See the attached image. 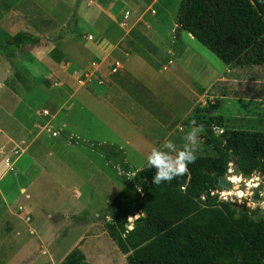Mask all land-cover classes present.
<instances>
[{"label":"crops","instance_id":"1","mask_svg":"<svg viewBox=\"0 0 264 264\" xmlns=\"http://www.w3.org/2000/svg\"><path fill=\"white\" fill-rule=\"evenodd\" d=\"M124 1L0 0V44L17 31L39 37L33 45H7L10 56L0 47V162L4 166L0 167V181L12 171L0 186V210L22 204L33 212L36 203L29 201L30 188L41 190L48 182L60 195H73L81 211L51 212L64 217L66 224L71 217L86 219L71 220V229L78 227L79 231L62 256L81 246L79 235L96 222L123 183L116 173L118 165L104 150L111 154L110 146L120 149V159L127 166L125 149L147 161L154 147L162 145L160 149L168 151L163 148L166 140L178 148L183 139L180 129L201 99L200 93L214 95L209 87L216 76L202 85L177 64L180 57H187L185 52L181 55L179 44L172 68H168L172 61L160 58L159 43L169 50L174 18L158 30L144 19L147 7L156 0L141 13L138 4L131 0L129 6ZM72 14L75 20L70 18ZM135 26H143L154 47L150 58L121 46ZM91 58L96 64L84 70ZM168 74H175L176 80H181L180 75L189 78L186 87L191 97L186 107L180 106ZM79 78H83L81 83ZM100 145L105 146L101 151ZM109 163L113 175L105 169ZM127 167L133 172L139 168ZM12 188L16 195H23L19 202L9 199Z\"/></svg>","mask_w":264,"mask_h":264},{"label":"trees","instance_id":"2","mask_svg":"<svg viewBox=\"0 0 264 264\" xmlns=\"http://www.w3.org/2000/svg\"><path fill=\"white\" fill-rule=\"evenodd\" d=\"M174 23L224 64L249 49L264 64V0H180ZM38 41L31 33L17 31L0 47L8 50L9 44L19 48ZM216 84L220 80L209 90ZM185 121L202 126L203 141L195 149V162L187 165L188 173L171 182L154 185V168L147 163L133 172L120 159V149L109 147L111 159L126 168L120 170L133 174L123 178L104 210L108 237L127 264H264V215L232 216L227 208L205 207L195 198L216 188L213 182L224 174L229 157L236 158L243 177L256 169L264 174V130L233 128L221 115L197 109ZM220 122L222 134L211 128ZM128 216L134 217L130 229L125 227ZM58 264L89 262L73 247Z\"/></svg>","mask_w":264,"mask_h":264},{"label":"rangeland","instance_id":"3","mask_svg":"<svg viewBox=\"0 0 264 264\" xmlns=\"http://www.w3.org/2000/svg\"><path fill=\"white\" fill-rule=\"evenodd\" d=\"M125 1L126 4L131 5V0ZM151 1L132 0V3L134 5L135 3L138 4L136 6L137 11L141 13L145 11V6ZM179 1L156 0L152 3V7H147L148 10L144 15V19L153 28L161 30L163 26H168L173 20ZM150 10H154L155 13H150ZM70 18L75 20L76 15L72 14ZM173 35L172 29L170 40H168V51H166L164 43H159L162 50L160 58L163 61L166 60L167 63L172 61L168 68H172L174 63H177L174 62V60L176 61L174 53L176 51L175 47L179 44L181 46L179 51H183L181 55L186 53L187 57L181 58L179 56L180 59L177 64L181 65L185 72L191 73V75L188 74L190 78H195L202 85L208 84L214 76H216L215 81L220 80V84H216L211 89V93L214 95L210 96L208 92L200 93L201 99L193 109H197L204 114L206 112L210 115L219 114L225 120L226 125L233 128L264 130V64L255 60L253 49L243 52L234 62L226 64L225 68V64L217 56L185 30L180 29L177 38H174ZM130 37L123 41L125 45L121 44L122 47H126V50L133 49V51L143 54L146 58H150V55L155 53L154 47L144 34L143 26H135ZM165 43L167 44V41ZM94 63L96 64L95 59L91 58L88 67L84 70L93 69ZM180 77L181 80H176L175 74H168V80L173 91L178 92L180 106L186 107L188 99L191 97L186 87L189 78L185 76L183 79L182 75ZM194 88L197 90L198 86L194 85ZM193 127L197 126L185 123L180 129L183 139L177 148L178 150L182 149L185 143H188L184 137ZM1 137L2 134H0ZM202 141L203 135L200 131L197 134V146L201 145ZM157 148H162V145ZM124 153V159L128 162V165L140 167L148 163L145 160L141 161L133 151L125 149ZM170 154L175 155V153ZM112 163L117 165L114 160ZM110 165L113 167L109 163V166L105 165V169L113 175ZM0 167H4L2 162H0ZM119 168H116L118 175ZM232 169L233 166L228 161L223 176L226 179L236 176L238 179L236 182L230 180L231 185L229 187H218L216 185V188L209 192L207 197L205 194L197 195L195 197L197 202L202 206H211L225 212H227V208L232 216L245 213L254 219L259 215H264V180L261 176L262 172L256 169L248 177H243L241 174L232 173ZM129 173L122 174L128 177ZM11 175L12 171L8 172L1 179L0 186ZM10 191V194H7L9 199L14 200L17 198V201L19 198H23V195H16V188L15 190L12 188ZM30 191L32 197L29 201H35L34 203H36V209L33 212L25 209L22 204L16 205L15 203L16 206L13 208L8 207L0 210V264H58L63 257V252L74 241L79 231L78 227L71 229L70 226L74 224L72 221L86 220L85 217L82 220L71 217L72 221L69 220V223L66 224V222H63L64 217L59 218L58 214L51 213L54 210H70L73 212L81 210H77L80 204L72 200L73 195H60L55 186L49 184V182L44 184L41 190L31 187ZM106 193L96 195L95 199H100ZM21 203L26 202L23 200ZM73 208L74 210H72ZM103 213L104 211L99 212L98 217L95 218L96 222L90 225L85 232L78 234L82 236V239L78 241V245L81 246L77 248L81 250L90 264H127L124 255L117 250L115 244L106 234L104 223L106 219L108 220V217L104 216ZM133 218L132 216L127 218L126 229L132 225ZM20 238L21 241H19ZM32 238L35 240L31 241Z\"/></svg>","mask_w":264,"mask_h":264},{"label":"clouds","instance_id":"4","mask_svg":"<svg viewBox=\"0 0 264 264\" xmlns=\"http://www.w3.org/2000/svg\"><path fill=\"white\" fill-rule=\"evenodd\" d=\"M192 123L195 124V121ZM201 130L202 126L193 127L184 137L188 143H185L182 149L178 150L174 142L166 140L163 148L168 149L167 152L155 147L151 150L147 162L150 168L156 170L151 181L154 185H160L164 181L171 182L174 178L188 173L187 165L196 160L197 134ZM219 132L222 134L223 129H219Z\"/></svg>","mask_w":264,"mask_h":264},{"label":"water","instance_id":"5","mask_svg":"<svg viewBox=\"0 0 264 264\" xmlns=\"http://www.w3.org/2000/svg\"><path fill=\"white\" fill-rule=\"evenodd\" d=\"M177 32H178V26L175 25L174 28H173V34H174L173 37L174 38H177ZM229 162L233 166L232 173H235L236 175L240 174L239 170L237 169L236 158L235 157H229ZM120 169H122V168H119L118 170H120ZM261 176H262V178L264 180V174L263 173H261ZM213 183H214V185H217L218 187H223V186L224 187H229L231 185V182L228 179H226L225 176H223V175L219 176L218 178H216ZM208 194H209V192H206V195H208ZM107 214H108V211H107ZM127 224L128 223H127V220H126L125 225H127ZM131 227H132V225H130V227H128L127 229H130Z\"/></svg>","mask_w":264,"mask_h":264},{"label":"built area","instance_id":"6","mask_svg":"<svg viewBox=\"0 0 264 264\" xmlns=\"http://www.w3.org/2000/svg\"><path fill=\"white\" fill-rule=\"evenodd\" d=\"M168 62H169V61H168ZM86 76H87V75H84V77H86ZM77 81H78L79 83H81V82L83 81V78H79ZM211 128H212V130H214V131H219V129H222V128H223V123L220 122L218 125L211 124ZM104 155H105L107 158H110V154H109L108 151H104ZM118 173H119V172H118ZM132 174H133V173H131V175H129V176L127 177V176H125V175L119 173L120 177L125 178V179L130 178V177L132 176Z\"/></svg>","mask_w":264,"mask_h":264},{"label":"bare ground","instance_id":"7","mask_svg":"<svg viewBox=\"0 0 264 264\" xmlns=\"http://www.w3.org/2000/svg\"><path fill=\"white\" fill-rule=\"evenodd\" d=\"M229 181L231 180L232 182H236L238 179H237V177L236 176H233V177H231L230 179H228ZM128 218H129V216H128Z\"/></svg>","mask_w":264,"mask_h":264}]
</instances>
